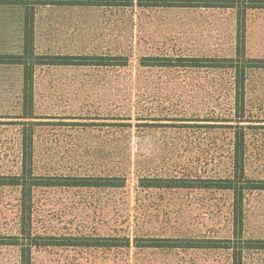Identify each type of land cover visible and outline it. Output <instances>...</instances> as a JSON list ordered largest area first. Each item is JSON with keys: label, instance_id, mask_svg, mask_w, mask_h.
I'll return each instance as SVG.
<instances>
[{"label": "rangeland", "instance_id": "1", "mask_svg": "<svg viewBox=\"0 0 264 264\" xmlns=\"http://www.w3.org/2000/svg\"><path fill=\"white\" fill-rule=\"evenodd\" d=\"M44 7L37 13L36 48L44 55L128 57L127 68H48L36 75L34 172L43 177H125L119 190L38 188L33 234L55 238H216L232 232V194L197 190H139L156 177L228 178L233 129L208 116L226 115L229 84L214 73L169 81L163 70L140 67L143 57H233L236 16L231 10ZM4 19L12 12L0 11ZM247 56L264 59V10L247 19ZM264 64L248 74L249 177L264 182ZM186 83V82H182ZM2 97L0 96V100ZM1 102V101H0ZM1 105V103H0ZM181 111L180 122H144ZM132 116L131 122L125 116ZM186 117V118H185ZM159 119V118H158ZM120 120L122 122H119ZM131 123V127L111 126ZM183 125V126H181ZM193 125V126H189ZM21 129L0 125V176L21 173ZM17 188H0V236L20 234ZM245 237L264 240V190L246 194ZM33 264H232L225 251L81 249L49 245ZM0 264H21L18 247H0ZM246 264H264V251Z\"/></svg>", "mask_w": 264, "mask_h": 264}, {"label": "trees", "instance_id": "2", "mask_svg": "<svg viewBox=\"0 0 264 264\" xmlns=\"http://www.w3.org/2000/svg\"><path fill=\"white\" fill-rule=\"evenodd\" d=\"M134 5V0H0V11L12 12L14 19L0 16V125H15L21 129V173L0 176V188L11 187L20 190V234L0 236V247H18L21 250V264H33L34 250L49 245L81 249H131L139 250H182V251H225L232 264H246L250 252L264 251V240L245 237L246 194L264 190V182L249 177L248 130L252 118L247 114L248 74L264 59L247 56V19L251 11L264 10V0H139L138 7L144 9H205L231 10L236 16L237 44L233 57H143L140 67L149 70H163L170 75L169 81L189 86L190 76L206 71L222 84H229L233 100L226 115L208 118L218 120L222 125L210 128L233 129L232 171L225 179L212 177H156L139 180V190H197L218 191L232 194V232L229 238H98L68 237L59 245L48 244L57 241L33 234L34 203L33 191L38 188L54 189H96L119 190L127 187L125 177H43L34 172L35 128L40 126L36 115V75L38 69L48 68H127L128 57L104 55H44L37 52V13L44 7H96L121 8ZM260 68H264V65ZM189 74V75H188ZM186 82V83H182ZM181 111L164 113L154 119L137 117V126H156L144 122H180ZM178 114V116H176ZM126 121L131 122L132 116ZM159 118V119H158ZM186 118V117H185ZM122 122L120 120H117ZM111 126L131 127L128 123H114ZM183 126V125H181ZM193 126V125H189Z\"/></svg>", "mask_w": 264, "mask_h": 264}]
</instances>
